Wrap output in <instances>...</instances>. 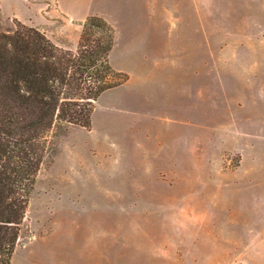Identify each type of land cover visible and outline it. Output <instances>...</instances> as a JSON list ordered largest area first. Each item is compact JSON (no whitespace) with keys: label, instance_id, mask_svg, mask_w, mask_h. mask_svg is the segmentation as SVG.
Instances as JSON below:
<instances>
[{"label":"rangeland","instance_id":"1","mask_svg":"<svg viewBox=\"0 0 264 264\" xmlns=\"http://www.w3.org/2000/svg\"><path fill=\"white\" fill-rule=\"evenodd\" d=\"M131 1L103 11L148 16L133 52L167 64L145 89L134 78L99 97L92 131L58 139L11 264H264V6ZM55 8L0 0V29L19 20L70 39ZM122 48L112 66L138 77Z\"/></svg>","mask_w":264,"mask_h":264},{"label":"trees","instance_id":"2","mask_svg":"<svg viewBox=\"0 0 264 264\" xmlns=\"http://www.w3.org/2000/svg\"><path fill=\"white\" fill-rule=\"evenodd\" d=\"M114 42L112 24L95 14L76 50L19 20L0 29V264H11L38 171L58 139L91 129L100 95L128 80L110 63Z\"/></svg>","mask_w":264,"mask_h":264},{"label":"crops","instance_id":"3","mask_svg":"<svg viewBox=\"0 0 264 264\" xmlns=\"http://www.w3.org/2000/svg\"><path fill=\"white\" fill-rule=\"evenodd\" d=\"M41 1H44L48 5H50L51 3H54L56 5L55 9H50L48 11V13L52 16V18H54V20H51L50 22H59V23L62 22L64 26L70 25L74 27V34L70 39H67L66 36L68 35L63 29L59 28L58 35H56V33H53L54 26L53 27L52 26L42 27V29L45 31L44 33L47 35V37L52 42H54L56 45L63 47L65 49H70V50L77 49L78 41H79L81 30H82L81 22L83 23L87 16L92 15V14H98L103 17H107L109 19L108 21L111 24L113 23L112 21L114 19L120 18V23H119L120 27H118L120 31L117 32V34L115 31V42L110 52V55L111 53L115 52V49L117 48L118 43L123 44V48L121 49L124 55L123 58L129 60L128 61L129 63H132V64L137 63L142 71L138 77H135L132 74L129 75L127 73L129 78L125 83L131 84L134 78H136L135 81L137 80L136 82L138 83V85L142 86L143 89H145L147 85H150V81H152L153 78H157V74H158L157 71L159 70V68H162L163 66H165L166 61L162 63V60L156 61L155 64L153 65L147 64L146 63L148 60L147 57H144V58L140 56L137 57V55L133 52V48H135V46L138 45V43L143 42V40L145 39V34L146 32H148V30H146V28L149 27V24H147L149 22L148 16L127 14L125 12H122V14L120 13L118 14V16H116V18H114V17H110L108 13L103 11V7H110L113 5H115L116 7H119L121 5L124 6L127 0H41ZM133 1H137V0H133ZM133 1L131 2L133 3ZM255 2L259 3L261 6L262 5L264 6V0H255ZM215 32L216 31L212 30L213 35L216 34ZM261 36H264V34ZM110 55H109V60H110ZM176 65H177V61H176ZM117 69L118 71H121L124 68L123 66H119ZM122 72H125V71H122ZM125 83L104 91L100 95V97L111 90H117V89L123 88L122 86ZM133 98L134 96L131 94L128 97L127 101L129 99H130L129 101H131L133 100ZM84 129L85 128H82V127H75L72 129L71 132L84 130ZM85 130H88V129H85ZM105 142L107 144L108 140H105ZM103 143H104V140L102 141V145ZM102 145L96 144L92 146V148L102 151L103 150Z\"/></svg>","mask_w":264,"mask_h":264}]
</instances>
